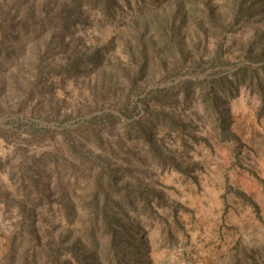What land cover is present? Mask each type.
<instances>
[{
	"label": "rangeland",
	"instance_id": "1",
	"mask_svg": "<svg viewBox=\"0 0 264 264\" xmlns=\"http://www.w3.org/2000/svg\"><path fill=\"white\" fill-rule=\"evenodd\" d=\"M119 2L0 0V264H264V0Z\"/></svg>",
	"mask_w": 264,
	"mask_h": 264
},
{
	"label": "trees",
	"instance_id": "2",
	"mask_svg": "<svg viewBox=\"0 0 264 264\" xmlns=\"http://www.w3.org/2000/svg\"><path fill=\"white\" fill-rule=\"evenodd\" d=\"M78 1H85L88 5L90 6H95L97 5V2H102V6L104 3L105 6V10L106 9H110L111 7L114 6H120V0L116 1V0H78ZM128 0H123V2H127ZM246 0H241V2H244ZM262 0H251V3L248 7L246 8H242L241 6V12L245 11V12H254L257 9H259L257 7V4L259 2H261ZM62 8H61V12L62 13H66V15H69V17H71L72 15L75 16V10L76 8H70L69 6L65 5L64 3H61ZM71 21V19H70ZM248 59H250V56L247 57ZM142 69L144 70V65H142V67H140V69H137L135 71V76L140 77L142 74ZM262 73H264V64L261 65L260 67ZM194 81L188 80V81H184L183 83L186 84V88L191 87ZM240 84H245L248 85L249 87L252 85H256L259 88L262 87L264 88V84H263V79L261 78V76H259V74H257L256 70H252V72H249L246 69H237V71H235L234 73V79L233 80H229L226 79L224 77H217V78H211L210 81L208 82V94H204L201 97V101L204 104V109H205V113L207 114V116L210 118L211 121H213L214 123V128L216 130V133L218 135V137L220 138H224L227 140H236V137L234 135V133L231 132L230 130V120H229V116H228V111L223 110L221 107L223 105V96L224 94H228L230 95L233 90L237 87V85ZM163 91V89L160 90H154V91H149V93H147L144 96V100H146L148 98V96L150 95V93H156V91ZM166 90V89H164ZM137 94V91H136ZM128 97H126V103L125 105L128 104ZM136 107V106H135ZM168 115V114H167ZM160 117V115H159ZM157 120V119H156ZM171 120L173 121L174 125H176V122L173 120V118L171 117ZM152 127V126H151ZM140 130H142L140 128ZM152 129L149 131V129L141 132V135L146 139L147 142H151L152 139L150 136H152L151 134ZM157 161H159V163L163 166L166 162L169 164V161H167L166 159L161 160L158 159ZM109 177L113 178L115 177L114 175H109ZM114 180V179H112ZM111 180V181H112ZM113 183L109 182V186H112ZM142 186V185H141ZM140 192V196L143 197L144 202L148 200L146 196V193H151L150 190H144L143 186L142 188L139 186L137 189ZM129 194V193H128ZM157 196H161L160 194H157ZM107 197V195L105 196ZM112 202V201H111ZM100 202H98V200L95 201V206L100 209L99 211L95 210L97 213H102V215H104V217H106L108 219V221L112 224V222H115L116 224H119V218H117V216L114 214V212H112L113 214H110L109 211L111 212V210L108 208V199H106V202H102L101 205L99 206ZM113 206H117L119 207V202H114L112 203ZM146 206L148 204V202H145ZM123 210V209H122ZM123 213V212H122ZM125 214V213H124ZM124 216V215H123ZM122 215L121 217L124 218ZM140 249V252L143 251V249H145V246L142 245ZM53 251H48V255L46 256V262H48V264H57L58 260H57V253L62 250V248L60 246L57 247H53L52 248ZM57 251V252H56ZM32 261L35 264L37 259H36V254L32 255ZM87 262H90L89 259L86 260ZM84 262V264H87V262Z\"/></svg>",
	"mask_w": 264,
	"mask_h": 264
}]
</instances>
